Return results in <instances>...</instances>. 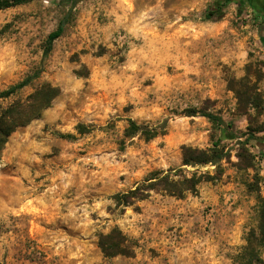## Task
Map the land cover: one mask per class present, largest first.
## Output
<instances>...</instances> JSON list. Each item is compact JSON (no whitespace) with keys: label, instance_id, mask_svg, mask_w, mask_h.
I'll return each mask as SVG.
<instances>
[{"label":"rangeland","instance_id":"obj_1","mask_svg":"<svg viewBox=\"0 0 264 264\" xmlns=\"http://www.w3.org/2000/svg\"><path fill=\"white\" fill-rule=\"evenodd\" d=\"M218 0H82L45 57L48 36L68 14L66 0H32L0 11V113L43 85L61 90L49 109L8 139L0 155V264H246L264 198V44L257 12L264 0L207 20ZM261 101L258 109L246 94ZM205 110L232 122L238 140L221 169L183 166V147L202 150L224 133ZM165 136L126 137L129 121ZM86 133L77 131L79 126ZM242 141L245 138L241 139ZM181 170V171H180ZM207 174L183 198L152 192L125 206L114 198L152 173ZM211 177V178H212ZM120 229L132 257L106 258L99 235ZM264 264V245L257 246Z\"/></svg>","mask_w":264,"mask_h":264},{"label":"trees","instance_id":"obj_2","mask_svg":"<svg viewBox=\"0 0 264 264\" xmlns=\"http://www.w3.org/2000/svg\"><path fill=\"white\" fill-rule=\"evenodd\" d=\"M32 0H0V11L11 9L20 5L29 3ZM82 0H66L65 6L69 8L68 14L60 22L58 29L48 36L44 55L48 57L53 51L54 43L65 32V28L73 16L74 10ZM252 0H218L206 10L205 18L207 20L220 19L225 10L235 4L240 9L245 8ZM257 19L261 21L260 34L264 44V12H257ZM33 78H29L16 87L9 89L0 94V99L14 95L18 90L28 86ZM61 93L60 88L54 87L51 84L43 85L40 89L31 94L24 102L18 101L4 109L0 113V155L4 150L10 136L19 128H23L32 121L38 119L41 114L49 109L54 99ZM238 93L239 99H242V94ZM247 103L255 109L260 106V99L251 94H246ZM240 99V100H241ZM185 117H204L208 119L213 126L219 129H224V133L219 140L213 145V148L202 150L192 147H183V166L199 168L206 165H213L220 170L222 162L230 158L229 152L221 143L227 139L238 140L240 145L239 159L247 161L246 167H253V156L250 154L247 147L256 148L255 143L261 140L253 135L243 136L236 131L232 122H226L222 117L205 110L187 109L183 113ZM168 126V120H165L157 127L140 125L133 120L129 121V127L126 129V137L140 136L146 141L153 140L159 136H165ZM80 134L86 133V128L81 125L77 128ZM245 138L244 141L241 139ZM259 155L264 159V151H259ZM181 171V170H180ZM170 173V172H169ZM169 173L154 172L151 176L139 184L133 190L126 194L115 196L118 203L125 206L132 205L136 201H143L151 196L152 192H163L167 195L183 198L187 193H198V186L208 179H217L207 174H192L187 176L182 173L177 179L173 178ZM212 177V178H211ZM264 245V198L259 200V232L252 231L247 237V246L241 254V260L246 264H262V260L257 253V246ZM99 247L106 258L116 256L132 257L135 252V242L126 236L120 229H113L108 234L99 235Z\"/></svg>","mask_w":264,"mask_h":264}]
</instances>
